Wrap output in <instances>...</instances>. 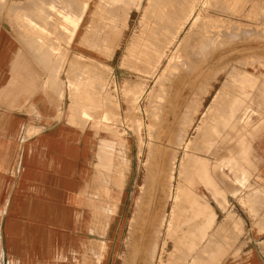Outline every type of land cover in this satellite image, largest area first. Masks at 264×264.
<instances>
[{
	"label": "rangeland",
	"instance_id": "obj_1",
	"mask_svg": "<svg viewBox=\"0 0 264 264\" xmlns=\"http://www.w3.org/2000/svg\"><path fill=\"white\" fill-rule=\"evenodd\" d=\"M96 1L103 0L92 2L84 17L78 12L71 19L70 32L65 31L68 32L65 40L70 43L82 20L75 42L79 49L55 51L63 62L59 68L63 75L60 84L65 99L64 120L70 113L69 107L76 106L77 96L86 91V96L93 101L90 95L101 90L97 95L106 94L105 102L108 103L104 109L110 112L107 118H112L108 125L118 131L117 135L127 138V150L124 151L125 145H118L119 141L114 139L111 131L106 130L108 137H104L101 130L95 135L90 130L91 121L86 123L79 142L84 158H91V170L88 164L86 168L82 167L79 214L83 218H95L96 234L112 238L110 264L172 263L174 254L171 251L179 244L186 222L211 211L200 194L215 198L216 193L221 194L220 187L229 188L232 183L244 187V181L255 169L256 143L264 134V0H189L197 3L188 10L196 17L195 24L188 32L185 27L168 45L166 57L153 73L146 72L143 62L131 59L125 52L127 40L142 27L143 13L150 0H134L132 6L129 5L131 2L127 5L121 0L112 3L117 17L114 19L104 13L100 15L103 2L98 7ZM120 3L127 10L131 6L130 10L126 12ZM83 4L88 3L82 1L80 6ZM125 13L133 21L124 27L118 43L116 38L108 35L107 38H112L108 39L110 43L99 44L97 38L106 36L108 29L119 31L123 27L122 21L127 18ZM237 19L240 23L247 21L250 27L235 26V37L231 40L226 27L234 20L238 23ZM200 29L208 30L207 35L213 32L206 48L201 49L198 43L193 44ZM98 32L100 36L96 35ZM204 42L207 41L202 38L199 43L204 46ZM113 44H116L114 55ZM109 47L112 48L108 50ZM107 51L110 54L107 55ZM95 54L100 58L96 59ZM107 62L110 67L102 65ZM88 68L101 76V84L92 82ZM91 101L81 110L86 108L85 112L93 115L100 113L95 116L101 118V108L97 112L93 105L90 107ZM81 110L70 113L74 128H79ZM184 130H187L186 135ZM178 132L184 133L183 149L178 147ZM92 134L96 136L93 143ZM103 142L106 153L113 152L106 161L98 156ZM173 152H178V159L169 180ZM178 184L182 185L181 189H176ZM93 193L95 195H91ZM194 202L199 209L190 217L184 212L190 211ZM105 249L104 244H98L96 264L104 263Z\"/></svg>",
	"mask_w": 264,
	"mask_h": 264
},
{
	"label": "crops",
	"instance_id": "obj_2",
	"mask_svg": "<svg viewBox=\"0 0 264 264\" xmlns=\"http://www.w3.org/2000/svg\"><path fill=\"white\" fill-rule=\"evenodd\" d=\"M65 1L0 0V264H96L99 243L106 246L103 264L112 259V238L79 214L82 167L91 170V158L79 141L76 157H64L63 62L55 52L79 49L82 20L70 43L65 33L77 6L87 1L84 17L95 0ZM255 154L244 187L219 186L215 198L200 194L208 215L191 217L195 202L184 212L194 220L168 264H264V134Z\"/></svg>",
	"mask_w": 264,
	"mask_h": 264
},
{
	"label": "bare ground",
	"instance_id": "obj_3",
	"mask_svg": "<svg viewBox=\"0 0 264 264\" xmlns=\"http://www.w3.org/2000/svg\"><path fill=\"white\" fill-rule=\"evenodd\" d=\"M68 1V0H67ZM67 1H65V2H67ZM71 1H74V0H71ZM76 1V0H75ZM118 0H103V1H99L100 3H102L103 2V4H102V6H103V11H102V13L100 14V15H102L103 13L105 14V15H107L110 19H112L114 16L116 17V15H114V13H113V9H114V7H113V5H112V3H115V2H117ZM125 1V2H124ZM131 1H134V0H123V2H122V0L120 1L121 3H125V4H127L128 5V3L129 2H131ZM139 1V0H138ZM149 1V0H148ZM35 2V1H34ZM63 2V1H62ZM81 2V1H80ZM97 2V1H96ZM77 3H78V1H77ZM100 3H95L96 4V6H98V4H100ZM119 3V2H118ZM121 3H120V5H121ZM149 3H150V5H149V7L148 8H146L145 9V11H144V16H143V19L141 20V25H142V27L139 29V31H138V33L137 34H133L132 36H130V38L127 40V43H128V45H127V51H125L126 52V56L128 55V57H131V59H133V60H136V61H139V62H143L144 63V65H145V70H146V72H149V73H153L156 69H158V67L159 66H161V64H162V61H163V59L166 57V50H167V47H168V45L174 40V39H176L177 37H178V34L182 31L183 32V30L185 29V27L186 28H188L187 29V32H188V30L190 29V28H193L192 26L195 24V20H196V17H193L190 13H188V10L190 9V8H193V7H195V5L197 4L196 2H190L189 0H150L149 1ZM73 4V3H72ZM79 4V3H78ZM77 4V5H78ZM115 4H117V3H115ZM114 4V5H115ZM121 5V6H124L125 7V9H126V6L125 5ZM25 5V4H24ZM31 5V4H30ZM76 5V4H75ZM129 5H131L132 6V2H131V4H129ZM69 6H71V5H69ZM74 6V5H73ZM101 6V7H102ZM120 6V7H121ZM130 6V7H131ZM77 7H79L80 8V14H84L85 13V10H86V8H87V4L85 5V4H83L82 6H77ZM77 7H76V10L78 11V9H77ZM99 7V6H98ZM130 7H127V8H129L128 10H130ZM15 8V7H14ZM73 8V7H72ZM118 8H119V6H118ZM137 8V7H136ZM13 9V8H12ZM18 9V8H17ZM28 9V8H27ZM120 9V8H119ZM139 9V8H138ZM23 10V9H22ZM127 9H126V12L128 11ZM66 11V10H65ZM68 11V10H67ZM122 11V10H121ZM73 12V11H72ZM103 14V15H104ZM232 14V13H231ZM29 15V14H28ZM77 15V14H76ZM124 15H126V17H127V14L125 13ZM129 15V14H128ZM32 16V15H31ZM99 16V15H98ZM107 16H105V18L107 17ZM239 16V15H238ZM125 17V16H124ZM125 17V18H126ZM30 18V17H29ZM42 18V17H41ZM104 18V19H105ZM117 18V17H116ZM116 18H115V20H116ZM39 19V18H38ZM114 19V18H113ZM131 19V16H128L125 20H123L122 22H123V24H122V28L121 29H119V31H118V29L116 30V29H114V28H110V29H108L107 30V32H106V36H100V34H99V32L96 34V35H98V36H100L99 38H97V39H100V42L98 41V43L100 44H102V43H104V42H109V40L108 39H110L111 37L110 36H112L113 38H116V40L115 41H117V43H118V41H119V39L121 38V35H123L124 34V27L125 26H129V25H131V23H132V21L133 20H130ZM53 20V19H52ZM238 20V19H237ZM246 20V19H245ZM36 21V20H35ZM38 21V20H37ZM41 21V20H40ZM50 21V20H49ZM117 21V20H116ZM127 21V22H126ZM130 21V24L128 23ZM239 21V20H238ZM244 21V20H243ZM114 22V21H113ZM121 22V23H122ZM38 23V22H37ZM110 23V22H109ZM114 24H115V22H114ZM216 24H217V22H216ZM46 25V24H45ZM140 25V24H139ZM242 25V26H241ZM119 26H121V25H119ZM235 26L237 27V28H242V29H245V28H249L250 27V25H248V23H247V21H245V22H243V23H240V21L238 22V23H235V20L234 21H232V22H230V23H228V26L226 27V29L228 30V32H227V35L231 38V40L232 39H234V37H235V35H234V33H235ZM117 27V26H116ZM32 28V27H31ZM98 28V27H97ZM119 28V27H118ZM62 30V29H61ZM192 30V29H191ZM50 31V30H49ZM98 31V30H97ZM207 31L208 30H202V29H200L199 30V32L195 35V40L193 41V44L195 45V44H199V45H197V46H200L199 48L201 49L202 47L203 48H206V46H207V44L209 43V38L211 39V36L213 35V32H210L211 34L210 35H207ZM55 32V31H54ZM59 32V31H58ZM181 32V33H182ZM209 32V31H208ZM220 32V31H219ZM222 32V31H221ZM220 32V33H221ZM223 33V32H222ZM222 33H221V35H222ZM225 33V32H224ZM56 34V33H55ZM35 35V34H34ZM96 35L94 36V37H96ZM108 35H110L109 36V38H107L108 37ZM62 37V36H61ZM202 38H205V40L207 41L206 42V44H205V42H204V46H202V45H200V41L202 40ZM24 39V38H23ZM97 39H94V40H97ZM112 39V38H111ZM39 40V39H38ZM108 40V41H107ZM24 41V40H23ZM42 42H43V40H42ZM88 42H90V41H88ZM95 42H97V41H95ZM94 42V43H95ZM28 43H29V41H28ZM93 43V45H94V47H95V44ZM110 43V42H109ZM115 43V42H114ZM31 44V43H30ZM46 44V43H45ZM55 44V43H54ZM89 44V43H88ZM87 44V45H88ZM192 44V45H193ZM39 45V44H38ZM42 45V44H41ZM81 45H83V44H81ZM90 45V44H89ZM98 45V44H97ZM107 45V44H106ZM113 46H114V44H113ZM196 46V47H197ZM30 47V46H29ZM33 47V46H32ZM36 47V46H35ZM89 47V46H88ZM91 47H93L92 45H91ZM90 47V48H91ZM93 47V48H94ZM99 46H97V48H98ZM190 47V46H189ZM40 48V47H39ZM112 47H109V48H107L108 50L109 49H111ZM115 48H116V44H115V46L112 48L113 49V55H114V51H115ZM54 49V48H53ZM199 49V50H200ZM28 50V49H27ZM37 50V49H36ZM94 50V49H93ZM203 50V49H202ZM97 51V50H96ZM31 52V51H30ZM40 52V51H39ZM42 52V51H41ZM110 52V51H109ZM108 51H107V55H108V53H109ZM193 52L194 51H192V54H193ZM101 53V52H100ZM190 53V52H189ZM110 54V53H109ZM191 54V55H192ZM35 55V54H34ZM61 55V54H60ZM104 55H106V54H104ZM113 55H112V57H113ZM94 56V55H93ZM125 56V57H126ZM38 57V56H37ZM40 57V56H39ZM58 57V56H57ZM104 57H106V56H104ZM176 57V56H175ZM95 58L96 59H99L100 57H99V55H96L95 54ZM108 58H111V57H109L108 56ZM60 59V58H59ZM222 59V58H221ZM44 63V62H43ZM133 63H135V62H133ZM137 63V62H136ZM45 64V63H44ZM106 64V66H108V67H110L111 65L107 62V63H104V64H102V65H105ZM140 65V64H139ZM42 66V65H41ZM45 67V66H44ZM170 67V66H169ZM175 67V66H174ZM92 68V67H91ZM91 68H88L89 70L91 69ZM168 68V67H167ZM144 69V68H143ZM92 70H93V68H92ZM172 70V69H171ZM142 71V70H141ZM144 71V70H143ZM88 73V72H87ZM97 73H98V71H97ZM102 73V72H101ZM89 78H90V74H91V77H93V81L92 82H94V83H96L95 81H98V83L100 82V81H102V78H101V76L99 75V74H96V70L94 71V74H93V72H91V70L89 71ZM102 75V74H101ZM49 77V76H48ZM86 77V76H85ZM95 80V81H94ZM47 81V80H46ZM51 81H53V80H51ZM53 83V82H52ZM102 82H100V84H101ZM59 84V83H58ZM50 85H52V84H50ZM81 85V84H80ZM98 85V84H97ZM83 86H84V84H83ZM49 87H51V86H49ZM96 87V86H95ZM161 87V86H160ZM57 88V87H56ZM81 88V87H80ZM85 88V87H84ZM92 88H94V86L92 87ZM135 88H136V86H135ZM138 88V87H137ZM97 89V88H96ZM95 89V90H96ZM55 90V89H54ZM91 90V89H90ZM92 90H94V89H92ZM100 90V89H99ZM98 90V91H99ZM103 90V89H102ZM133 90H135V89H133ZM1 91V90H0ZM51 91L53 92V90L51 89ZM56 91H58V90H56ZM132 91V90H131ZM136 91V90H135ZM94 92H96V91H94ZM94 92H93V94H94ZM100 92H101V90H100ZM100 92H98V93H100ZM124 92V91H123ZM47 93H50V92H47ZM54 93V92H53ZM97 93V92H96ZM97 93V94H98ZM105 93V92H104ZM125 93V92H124ZM52 94V93H51ZM72 94V93H71ZM90 95V96H92L93 97V101H91V99H89L88 98V96H86V91H85V93L83 94V95H81L80 97H78L77 96V98L75 99V105L76 106H74L75 107V109H74V107L72 106V104H70L69 106H72V107H69L70 108V110H69V112L70 113H74V112H78V111H80L82 108H83V106H85L86 104H90V101H91V105H90V107H92V105H93V108L94 109H96L97 110V112H98V110L100 111V108H101V118L100 117H98V116H95L96 114H98V113H94V115L92 114V113H90V114H88L87 112H85L86 111V108H85V110H81V120L79 119L78 120V125H79V128H74V122H73V120L74 119H72L73 118V115H71L70 113H68V115H67V119H66V121H65V124H66V134H65V140H66V143H65V147H64V157L65 158H68V159H74V157H76V154H77V143H78V141H79V137H80V135H81V132L85 129V126H86V123L88 122V121H91V126H90V130L92 131V133H94L95 135L101 130L103 133H104V137H108L109 135H107L108 134V132L106 133V130L107 131H111V133L114 135V139L115 140H117V141H119V144L118 145H125V148H124V151H126L127 150V138H125V136L123 135H117L118 133V131H113V129H112V127H110V125H108L109 124V120L110 119H112V118H107V116L106 115H108L107 113H110V112H108L107 110L108 109H104V106H106L107 104H106V102L108 103V101H106L105 102V99H107V97H106V94L104 95L103 93H101V94H103L102 95V97H98V95ZM127 94V93H126ZM130 94V93H129ZM128 94V95H129ZM132 94V93H131ZM130 94V95H131ZM50 95V94H49ZM124 95V94H123ZM154 95V94H153ZM18 97V96H17ZM55 97V96H54ZM106 97V98H105ZM128 97V96H127ZM237 97V96H236ZM102 98V99H101ZM233 98V97H232ZM242 98V97H241ZM24 99V98H23ZM26 99V98H25ZM234 99V98H233ZM54 100V99H53ZM52 100V102H54ZM242 100V99H241ZM249 100V99H248ZM25 101V100H24ZM129 101V100H128ZM239 101H240V99H239ZM239 101H238V103H239ZM23 102V101H22ZM71 102V101H70ZM233 102H235V101H233ZM243 102V101H242ZM110 103V102H109ZM130 103V102H129ZM53 104V103H52ZM110 104H112V102L110 103ZM242 104V103H241ZM240 104V105H241ZM231 105V104H230ZM243 105V104H242ZM248 105V104H247ZM233 106H235V105H233ZM236 106H237V104H236ZM251 106V105H250ZM89 107V106H88ZM115 107V106H114ZM130 107V106H129ZM128 107V108H129ZM241 107V106H240ZM244 107H246V106H244ZM68 108V107H67ZM92 108V110L93 111H95L94 109ZM113 108V107H112ZM131 109V108H130ZM133 109V108H132ZM195 109V108H194ZM236 109V108H235ZM245 109V108H244ZM88 110V109H87ZM90 111H91V108L89 109ZM237 110V109H236ZM242 110H243V108H242ZM169 112V111H168ZM176 112V111H175ZM243 112V111H242ZM156 113V112H155ZM158 113V112H157ZM75 114V113H74ZM77 114H80V113H77ZM100 114V113H99ZM98 114V115H99ZM165 114H167V113H165ZM172 113L170 112V115H171ZM175 114V113H174ZM156 115V114H155ZM154 115V116H155ZM177 115V114H176ZM77 116V115H76ZM79 116V115H78ZM166 116V115H165ZM80 117V116H79ZM111 117V116H110ZM113 117V116H112ZM76 118V119H77ZM232 118V117H231ZM106 119H108V120H106ZM202 119V118H201ZM115 120V119H114ZM264 121V120H263ZM77 122V121H76ZM102 122V123H101ZM113 122V121H112ZM116 123V122H115ZM133 123V122H132ZM77 124H75V125H77ZM111 124V123H110ZM133 125V124H132ZM134 126V125H133ZM136 126V125H135ZM76 127V126H75ZM31 128H33V127H31ZM116 128V127H115ZM135 128V127H134ZM203 128V127H202ZM201 128V129H202ZM63 129V128H62ZM64 130V129H63ZM116 130V129H115ZM135 130V132H136V129H134ZM138 131V130H137ZM186 132H187V130H184V133H182V132H178L179 134H178V136L180 137H177L176 139L179 141V142H177L176 140H175V144H177L178 143V147H180L181 146V148L183 149L184 148V146H185V142H184V140L182 139V137H184L183 136V134L184 135H186ZM200 132H203V131H200ZM206 132V131H205ZM60 133V132H59ZM94 134H92L93 135V138H91V142L93 143V142H95V135ZM103 135V134H102ZM101 135V136H102ZM182 135V136H181ZM95 136V137H94ZM103 137V138H104ZM62 139V138H61ZM60 139V140H61ZM70 139V141H71V143H68V140ZM177 142V143H176ZM200 142V141H199ZM63 144V143H62ZM95 144V143H94ZM114 144V143H113ZM105 145H106V143H101V145H100V150H99V152H98V156H99V158H101L102 160H104V161H106L110 156H112V153L113 152H109L108 154L106 153V151H105ZM131 146V145H130ZM63 149V148H62ZM227 149V148H226ZM236 149V148H235ZM174 151V150H173ZM175 152V151H174ZM173 152V156L170 158V167H169V170H170V172H169V180L172 178V170H173V168H174V165H175V162L177 161V159H178V152L177 153H174ZM184 155H185V153H184ZM87 157V156H86ZM193 158V157H192ZM186 161V160H185ZM233 162V161H232ZM183 164V163H182ZM185 165V164H184ZM183 166V165H182ZM182 166H180V167H182ZM98 167V166H97ZM216 167H218V166H216ZM103 169V168H102ZM118 170H120V169H118ZM98 172V171H97ZM100 172V171H99ZM118 172H120V171H118ZM102 173V172H101ZM100 173V174H101ZM115 173V172H114ZM181 173V172H180ZM204 173V172H203ZM206 173V172H205ZM118 174V173H117ZM200 174V173H199ZM180 175V174H179ZM204 175V174H203ZM105 176V175H104ZM203 177V176H202ZM99 178V177H98ZM98 178L95 180V181H97L98 180ZM102 178V177H101ZM113 179V178H112ZM181 180V179H180ZM202 180V179H201ZM105 181V180H104ZM114 181V180H113ZM113 181H112V183H113ZM185 181V180H184ZM183 180H182V182H184ZM205 181V180H204ZM210 182V181H209ZM95 183V182H94ZM94 183H93V185H94ZM115 183V182H114ZM113 183V184H114ZM204 183V182H203ZM96 184V183H95ZM101 184H103V183H101ZM108 184V183H107ZM233 184V183H232ZM85 185V184H84ZM92 185V184H91ZM98 185H99V182H98ZM103 185H105V184H103ZM184 185V184H183ZM90 186V185H89ZM88 186V187H89ZM96 186V185H95ZM102 186V185H101ZM101 186H99V187H101ZM113 186V185H112ZM217 186V185H216ZM215 186V187H216ZM104 187V186H103ZM181 187H182V185L180 184H178L177 185V188L176 189H181ZM84 188H86V187H84ZM92 188H93V186H92ZM97 189V188H96ZM99 189V188H98ZM101 189H103V188H101ZM101 189H99V190H101ZM113 189V188H112ZM84 190V189H83ZM94 191H95V189H94ZM93 191V192H94ZM97 191V190H96ZM102 191V190H101ZM103 191H104V189H103ZM106 191V190H105ZM182 191V190H181ZM90 192H92L91 190H90ZM90 192H87V194H89ZM110 192H113V191H110ZM98 193V192H97ZM177 193H178V190H177ZM177 193H176V195H177ZM181 193V192H180ZM224 193V192H223ZM231 193H232V190H231ZM113 194V193H112ZM85 195V194H84ZM91 195H95L94 193L93 194H91ZM181 195V194H180ZM97 196V195H96ZM96 196H90L91 198L92 197H96ZM107 196H108V194H107ZM179 196V195H178ZM222 197V196H221ZM97 198V197H96ZM112 197H110L109 199H111ZM95 199V198H94ZM93 200V199H92ZM218 201H219V199H217ZM221 202V201H220ZM186 203V202H185ZM176 204H177V202H176ZM183 204V203H182ZM181 205V204H180ZM178 206V205H177ZM182 206V205H181ZM209 208V207H208ZM179 209V208H178ZM177 209V210H178ZM181 209V208H180ZM179 209V210H180ZM199 209V208H198ZM177 210H176V212H177ZM204 210V209H203ZM205 211V210H204ZM207 211V210H206ZM175 212V211H174ZM173 212V213H174ZM202 212V211H201ZM173 215V214H172ZM181 215V214H180ZM174 216V215H173ZM176 216V215H175ZM178 216V215H177ZM214 217V215H211V217ZM162 218V217H161ZM174 218V217H173ZM209 219V218H208ZM177 220V219H176ZM175 221V220H174ZM173 223V222H172ZM191 225V224H190ZM174 226V225H173ZM173 229H174V227H173ZM192 229V228H191ZM174 231V230H173ZM187 231V230H186ZM185 231V232H186ZM172 232V231H171ZM197 237V236H196ZM206 252V251H205ZM212 253V252H211ZM217 256V255H216ZM197 257V256H196ZM199 258V257H198ZM211 258V257H210ZM201 263V262H200ZM209 263V262H208Z\"/></svg>",
	"mask_w": 264,
	"mask_h": 264
}]
</instances>
